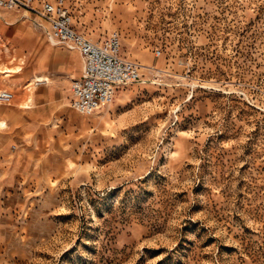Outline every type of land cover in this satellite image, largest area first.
<instances>
[{
    "label": "rangeland",
    "instance_id": "obj_1",
    "mask_svg": "<svg viewBox=\"0 0 264 264\" xmlns=\"http://www.w3.org/2000/svg\"><path fill=\"white\" fill-rule=\"evenodd\" d=\"M71 3L78 29L121 32L142 77L91 114L55 104L18 145L0 264H264V0ZM16 8L43 30L25 35L71 48Z\"/></svg>",
    "mask_w": 264,
    "mask_h": 264
},
{
    "label": "crops",
    "instance_id": "obj_2",
    "mask_svg": "<svg viewBox=\"0 0 264 264\" xmlns=\"http://www.w3.org/2000/svg\"><path fill=\"white\" fill-rule=\"evenodd\" d=\"M66 2L71 8L76 27L78 20L75 18L71 0H66ZM3 10H14V12L10 18L2 19L0 16V23L2 22L0 32V65H2L0 66V91L8 89L12 91L13 96L8 101L0 100V123L2 120L4 122V125H0V184L6 182L7 176L15 178L16 169L20 167L18 158L22 154V145H27L34 132L41 127L44 121L48 120L47 118L51 117L55 104H60L62 108H66L67 104L73 107L71 103V81L82 73L83 67V61L77 68L72 66L73 48L56 44L59 48L52 46L53 52H51L46 48L49 46L46 35L43 37L41 35H25L29 30L34 34L42 33L43 30L34 28L28 19L17 22L18 17H20L19 9L0 7V11ZM79 23L83 27L82 30L76 27L78 30L93 39H101L96 38L98 34L94 26L92 27L95 28L96 34L93 37L84 29L88 24L84 25L82 21ZM18 32H22V35ZM28 40L40 46L38 52L41 55H35L29 59L30 55L26 47ZM76 53L81 58L77 50ZM24 54H27V62L24 59ZM122 54L129 57L124 51L123 37ZM38 64L44 65V68L40 70ZM16 65H21L18 71L11 74L4 71L3 66L15 67ZM3 72L7 75L4 76ZM57 72L63 76L62 84L55 80V73ZM121 87L122 85L118 87L117 92ZM49 131L52 130L49 129ZM19 144L22 145L18 147Z\"/></svg>",
    "mask_w": 264,
    "mask_h": 264
},
{
    "label": "built area",
    "instance_id": "obj_3",
    "mask_svg": "<svg viewBox=\"0 0 264 264\" xmlns=\"http://www.w3.org/2000/svg\"><path fill=\"white\" fill-rule=\"evenodd\" d=\"M2 8L23 7L46 21V31L58 42L77 48L83 58L82 73L72 79L71 103L79 112L91 114L111 103L119 86L142 77L140 63L122 54V35L112 29L101 39L78 30L66 0H0ZM13 93L0 91V100Z\"/></svg>",
    "mask_w": 264,
    "mask_h": 264
},
{
    "label": "bare ground",
    "instance_id": "obj_4",
    "mask_svg": "<svg viewBox=\"0 0 264 264\" xmlns=\"http://www.w3.org/2000/svg\"><path fill=\"white\" fill-rule=\"evenodd\" d=\"M10 11H14V10H10ZM28 15V14H27ZM57 40V39H56ZM55 39H51V41L53 42V43H56L57 41H56ZM75 50H77L78 52H79V54H80V56H81V58H82V55H81V53H80V51L77 49V48H74ZM82 61H83V58H82ZM139 62V61H138ZM140 63V65H141V69L143 68V65L141 64V62H139ZM3 68L5 69L4 71L5 72H8V73H13V72H15V71H18L20 68H21V65H16L15 67H8V66H3ZM42 77V76H41ZM46 77V76H45ZM36 78V77H35ZM34 78V79H35ZM44 78V77H43ZM38 79H40L39 77H38ZM42 80V79H41ZM40 80V81H41ZM39 81V80H38ZM72 82V81H71ZM30 83V82H29ZM30 87V86H29ZM32 87V86H31ZM5 121V120H4ZM0 125H4V122H3V120H2V123H0Z\"/></svg>",
    "mask_w": 264,
    "mask_h": 264
}]
</instances>
